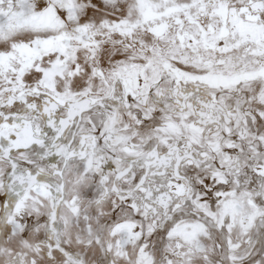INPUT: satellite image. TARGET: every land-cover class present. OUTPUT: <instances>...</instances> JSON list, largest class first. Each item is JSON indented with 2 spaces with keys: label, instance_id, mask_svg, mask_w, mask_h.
Wrapping results in <instances>:
<instances>
[{
  "label": "snow or ice",
  "instance_id": "obj_1",
  "mask_svg": "<svg viewBox=\"0 0 264 264\" xmlns=\"http://www.w3.org/2000/svg\"><path fill=\"white\" fill-rule=\"evenodd\" d=\"M0 264H264V0H0Z\"/></svg>",
  "mask_w": 264,
  "mask_h": 264
}]
</instances>
